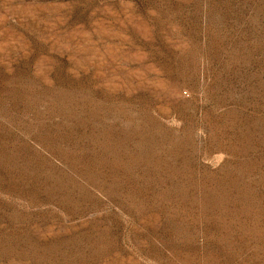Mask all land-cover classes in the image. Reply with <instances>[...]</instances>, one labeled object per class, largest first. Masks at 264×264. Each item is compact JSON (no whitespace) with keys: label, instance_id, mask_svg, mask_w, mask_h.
Wrapping results in <instances>:
<instances>
[{"label":"rangeland","instance_id":"1","mask_svg":"<svg viewBox=\"0 0 264 264\" xmlns=\"http://www.w3.org/2000/svg\"><path fill=\"white\" fill-rule=\"evenodd\" d=\"M0 264H264V0H0Z\"/></svg>","mask_w":264,"mask_h":264}]
</instances>
